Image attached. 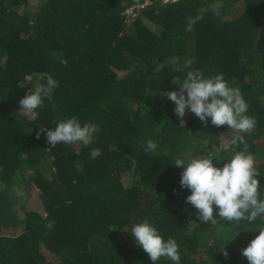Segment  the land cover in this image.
<instances>
[{"label": "trees", "instance_id": "1", "mask_svg": "<svg viewBox=\"0 0 264 264\" xmlns=\"http://www.w3.org/2000/svg\"><path fill=\"white\" fill-rule=\"evenodd\" d=\"M192 69L223 73L254 131L205 126L187 110L180 121L160 93ZM42 72L59 86L32 119L18 101ZM72 116L100 129L87 148L36 138ZM239 135L264 199V0H0V264H153L131 236L145 220L176 240L180 264H248L242 249L264 216L199 221L174 165L205 156L222 167L221 146ZM91 148L103 155L93 161Z\"/></svg>", "mask_w": 264, "mask_h": 264}, {"label": "clouds", "instance_id": "2", "mask_svg": "<svg viewBox=\"0 0 264 264\" xmlns=\"http://www.w3.org/2000/svg\"><path fill=\"white\" fill-rule=\"evenodd\" d=\"M214 15H220L219 10ZM190 28V25H189ZM191 61H186L185 67L191 68ZM179 70V69H177ZM39 83L34 89H29L19 99V110L32 119L38 117L37 109L42 108L44 100L50 97L51 92L59 86V82L47 72H42ZM171 83L176 90L161 92L175 105L174 114L183 122L187 112L194 114L205 126L210 118L215 127L227 126L239 133L248 134L254 131L257 120L247 115L248 104L237 87H230L223 73L213 77H205L198 69L187 71L183 80L173 77ZM53 109L55 106H52ZM54 129L40 126L36 138L46 135L49 147H56L58 143L65 146L80 144L87 148L91 143L92 134L100 131L98 126L85 123L81 125L75 116L53 121ZM160 131L159 128L156 129ZM243 145L242 150H238ZM158 145L152 139L146 141L145 151L152 152ZM244 136L233 137L228 143L221 146L222 152L230 153L224 160L222 167L213 163L212 157H193L187 163L177 158L174 165L182 167L180 173V187L190 190L186 196V203L197 210V219L204 223H217V218L229 223H239L247 220L254 222L264 216V199L260 198V173L255 168V157L248 150ZM90 158L94 161L103 155L100 148H91ZM215 207V213H214ZM49 229L54 227V221L46 225ZM256 235L248 245L242 249L248 264H264V226H258ZM131 236L136 245L147 253L149 259L156 264L162 257L180 264L179 245L174 238L164 239L157 228L147 220L134 224ZM228 258V252L222 251Z\"/></svg>", "mask_w": 264, "mask_h": 264}, {"label": "built area", "instance_id": "3", "mask_svg": "<svg viewBox=\"0 0 264 264\" xmlns=\"http://www.w3.org/2000/svg\"><path fill=\"white\" fill-rule=\"evenodd\" d=\"M161 3L163 4H169V3H173V2H176L178 0H160ZM136 8L135 7H131L129 9H127L125 12H124V15L128 18H133L135 16V10Z\"/></svg>", "mask_w": 264, "mask_h": 264}, {"label": "rangeland", "instance_id": "4", "mask_svg": "<svg viewBox=\"0 0 264 264\" xmlns=\"http://www.w3.org/2000/svg\"><path fill=\"white\" fill-rule=\"evenodd\" d=\"M221 140H223V142L222 143H225L227 140H228V138H226L225 136H223L222 138H221ZM31 200H34V198L32 197V198H30ZM31 204H32V201H31Z\"/></svg>", "mask_w": 264, "mask_h": 264}]
</instances>
